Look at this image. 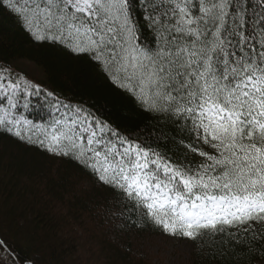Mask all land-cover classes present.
Here are the masks:
<instances>
[{"label": "snow or ice", "instance_id": "obj_1", "mask_svg": "<svg viewBox=\"0 0 264 264\" xmlns=\"http://www.w3.org/2000/svg\"><path fill=\"white\" fill-rule=\"evenodd\" d=\"M5 13L152 124L134 138L115 104L58 97L0 61V138L76 164L111 194L115 233L264 264V0H0ZM0 264L34 261L0 237Z\"/></svg>", "mask_w": 264, "mask_h": 264}, {"label": "trees", "instance_id": "obj_2", "mask_svg": "<svg viewBox=\"0 0 264 264\" xmlns=\"http://www.w3.org/2000/svg\"><path fill=\"white\" fill-rule=\"evenodd\" d=\"M0 61L14 68L17 62L33 65L41 77L29 78L58 97L97 107L105 101L115 104L110 119L134 138L143 139L145 126L152 124L134 102H116L86 60L32 41L7 13L0 15ZM105 204L119 211L111 194L76 164L0 138V237L26 252L34 264H151V254L141 247L159 235L115 233L105 218ZM187 264L214 262L192 246Z\"/></svg>", "mask_w": 264, "mask_h": 264}, {"label": "rangeland", "instance_id": "obj_3", "mask_svg": "<svg viewBox=\"0 0 264 264\" xmlns=\"http://www.w3.org/2000/svg\"><path fill=\"white\" fill-rule=\"evenodd\" d=\"M15 65L16 69L24 71L28 77L33 79L41 77L40 71L26 61L17 62ZM141 249L151 254V264H187L192 245L172 241L166 237L152 236Z\"/></svg>", "mask_w": 264, "mask_h": 264}]
</instances>
